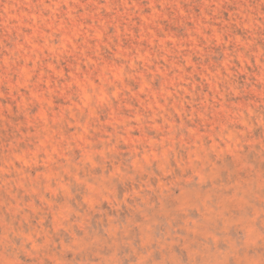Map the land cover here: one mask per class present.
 Returning a JSON list of instances; mask_svg holds the SVG:
<instances>
[{
  "label": "rangeland",
  "instance_id": "obj_1",
  "mask_svg": "<svg viewBox=\"0 0 264 264\" xmlns=\"http://www.w3.org/2000/svg\"><path fill=\"white\" fill-rule=\"evenodd\" d=\"M0 264H264V0H0Z\"/></svg>",
  "mask_w": 264,
  "mask_h": 264
}]
</instances>
